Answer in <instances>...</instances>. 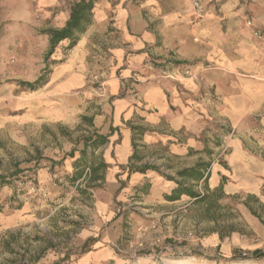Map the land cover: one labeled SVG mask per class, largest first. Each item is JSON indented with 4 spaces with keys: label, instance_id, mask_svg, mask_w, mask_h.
<instances>
[{
    "label": "crops",
    "instance_id": "obj_1",
    "mask_svg": "<svg viewBox=\"0 0 264 264\" xmlns=\"http://www.w3.org/2000/svg\"><path fill=\"white\" fill-rule=\"evenodd\" d=\"M193 1L97 0L91 25L59 69L68 90L81 84L89 62L107 78L105 97L95 101L100 112L80 118L92 120L89 135L109 136L87 163L109 165L106 189L98 192L107 203L100 205L112 217L115 197L122 200L140 191L144 204L159 215L174 216L191 205L212 217L219 209L237 214L238 219L227 221L231 232L212 231L202 241L206 249L220 248L221 256L228 257L235 249L256 247L234 229L235 223H243L251 237L264 243V0H198L202 19L196 18ZM257 30L260 37L254 35ZM184 69L197 79L178 74ZM172 71L175 80L160 75ZM223 122L233 134L218 147ZM83 149L82 143L76 158H64L60 166L47 161L27 172L53 193L55 179L69 182ZM135 152L139 160L132 159ZM130 164L157 166L164 175L151 170L129 174ZM199 164L210 165L206 181L178 177ZM177 181L204 201L169 199ZM207 224L219 222L212 218Z\"/></svg>",
    "mask_w": 264,
    "mask_h": 264
},
{
    "label": "rangeland",
    "instance_id": "obj_2",
    "mask_svg": "<svg viewBox=\"0 0 264 264\" xmlns=\"http://www.w3.org/2000/svg\"><path fill=\"white\" fill-rule=\"evenodd\" d=\"M77 1L0 0V177L13 183L0 187V264H264V243L251 237L243 223H235L234 229L247 234L256 247H241L223 257L220 248L211 251L202 244L212 231L231 232L227 221L238 219L237 214L228 216L219 209L212 217L191 205L174 216L159 215L137 191L126 199L115 197L111 217L99 203H107L98 193L105 183L83 196L78 190L86 188L84 183L72 185L58 177L56 191L42 189L43 197L28 195L26 177L14 176L17 170L26 173L47 161L59 163L78 151L91 126L80 118L100 112L95 101L106 95L102 71L87 63L81 84L68 90L59 68L72 54L69 41L45 59L49 39L43 32L63 28ZM44 73L49 74L46 86L22 91L21 82H35ZM125 212L127 216H119ZM212 218L219 224L208 225ZM90 240L98 242H90L91 252L83 254ZM257 250L260 257L253 255Z\"/></svg>",
    "mask_w": 264,
    "mask_h": 264
},
{
    "label": "trees",
    "instance_id": "obj_3",
    "mask_svg": "<svg viewBox=\"0 0 264 264\" xmlns=\"http://www.w3.org/2000/svg\"><path fill=\"white\" fill-rule=\"evenodd\" d=\"M97 0H79L72 4L71 6V12L69 20L67 21L66 25L61 29H48L43 32L44 35H46L49 39V50L45 56V59L49 61L51 57L55 54L56 49L58 46L65 41H69L68 49L72 50L77 45V42L79 40V35L84 34L88 27L91 25V17H92V11L94 9L95 3ZM54 65H56L58 62H52ZM49 74L44 73L42 76H40L35 82H21L20 86L22 88V91H30V92H36L46 86L49 82L48 79ZM83 121L89 122L92 124V120L89 118H82ZM139 132H145L146 130L143 128H136ZM109 142V136H102L99 134L94 133L93 135H90L88 137H85L83 139V145L84 149L79 152V157L74 162L75 167V173L72 177L67 178L69 180V183L72 185H75L79 183L83 178L85 177L87 169L90 170V176L88 177L87 185L85 189L78 190V193L83 196L88 195V190H94V189H101V184L105 181V172L109 168V165H107L104 161L99 162L98 164H91L87 165L90 156L94 155V151L99 149L101 146L106 145ZM217 146L220 145L219 142L216 144ZM136 148V145H134ZM89 150L91 151L89 153ZM71 159L76 158V152H72L68 156ZM133 160H139V157L137 156L136 152L132 157ZM64 163V160L59 162L60 164ZM209 164H199L194 168L190 169H184L178 173V177L181 179H191L197 182H200L202 180L206 181L208 179L207 176H205L206 171L209 169ZM128 173H146L147 171H155L158 173H161V168L157 166H150V165H144L141 167H137L134 164H130L128 166ZM15 175H24L26 177L25 179L27 182H34L35 185H38L36 182L35 174L33 172H26L24 170H17L14 174ZM164 175V174H163ZM167 179L171 181H175L174 178L165 176ZM121 184V189L125 187L126 183L119 182ZM178 188L176 190L175 195L171 196L169 199L171 200H180L182 196H188L192 199H197L196 201L203 202L204 197H201L194 193L192 191V188L185 186L182 182L177 181ZM13 185L12 182L8 181L5 177H0V187H11ZM78 189V188H77ZM120 205V204H119ZM3 211V208H0V213ZM120 217L127 216V212L120 213ZM90 242L96 243L98 240H90L89 242H86L85 245L82 248L83 254H88L91 252L90 250ZM254 257H260L261 252L258 250L253 253ZM212 262L216 260H211ZM55 264H62L61 262L55 263Z\"/></svg>",
    "mask_w": 264,
    "mask_h": 264
},
{
    "label": "built area",
    "instance_id": "obj_4",
    "mask_svg": "<svg viewBox=\"0 0 264 264\" xmlns=\"http://www.w3.org/2000/svg\"><path fill=\"white\" fill-rule=\"evenodd\" d=\"M193 7L195 10V15L197 19H202L203 18V10H202V5L198 0L193 1ZM248 26L249 27H253V23L251 21H248ZM254 35L256 37H260L261 36V32L259 30L254 32ZM175 71H172L171 73L169 72H163L164 77L166 78H170L175 80L176 76L173 75L172 73ZM178 74H180L181 76L185 77V78H189V79H197L196 74H194L191 70L189 69H184L182 71H179ZM219 131H217L216 134V139L218 140V142L220 143V146L223 145V141L225 140L226 137L230 136L233 134V131L231 129V126L228 123H220L219 127H218ZM90 176V170L87 169L85 177L83 178V180H81V183H84L85 185H87V181H88V177ZM79 182V183H80ZM27 190H28V195H35V196H40L42 195L43 197H46V194L43 192L42 188L38 185L33 184L32 182H28L27 183ZM89 191H93V190H89ZM244 256H246V254H244Z\"/></svg>",
    "mask_w": 264,
    "mask_h": 264
}]
</instances>
